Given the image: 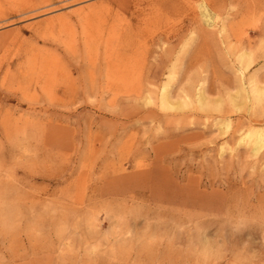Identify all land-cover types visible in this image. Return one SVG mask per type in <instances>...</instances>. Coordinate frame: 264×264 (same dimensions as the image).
Wrapping results in <instances>:
<instances>
[{
  "label": "rangeland",
  "instance_id": "rangeland-1",
  "mask_svg": "<svg viewBox=\"0 0 264 264\" xmlns=\"http://www.w3.org/2000/svg\"><path fill=\"white\" fill-rule=\"evenodd\" d=\"M211 1L0 0V264H264V0Z\"/></svg>",
  "mask_w": 264,
  "mask_h": 264
},
{
  "label": "bare ground",
  "instance_id": "bare-ground-1",
  "mask_svg": "<svg viewBox=\"0 0 264 264\" xmlns=\"http://www.w3.org/2000/svg\"><path fill=\"white\" fill-rule=\"evenodd\" d=\"M205 2V8H204V12H202V16L205 18V21L208 23H212L213 20H211L212 18H208L209 17V13L212 12L214 14H218L219 13V8L217 6L214 5V3L211 0H203ZM252 1V0H251ZM204 4V3H203ZM203 7V6H202ZM203 10V8H202ZM196 16V15H195ZM208 16V17H207ZM233 17L237 18L241 16V9H238L236 12H234L232 14ZM253 16V15H252ZM191 18V17H190ZM201 18V17H200ZM194 21V20H193ZM200 22V21H199ZM205 22V23H206ZM215 22V21H214ZM186 23V22H185ZM207 24V23H206ZM204 25V24H203ZM201 26V24H200ZM209 26V25H207ZM211 26V25H210ZM216 26V25H215ZM202 27V26H201ZM205 28V27H204ZM199 33H202V31H198ZM221 32V31H220ZM194 33V32H193ZM219 35V34H218ZM244 35V34H243ZM192 35H190L191 37ZM194 38V37H193ZM223 38V37H222ZM188 49V48H186ZM193 51V50H192ZM194 52V51H193ZM208 53V52H207ZM195 55V54H194ZM194 59V58H193ZM262 89V88H261ZM260 148V147H259Z\"/></svg>",
  "mask_w": 264,
  "mask_h": 264
}]
</instances>
